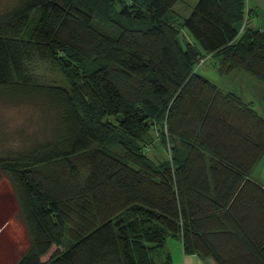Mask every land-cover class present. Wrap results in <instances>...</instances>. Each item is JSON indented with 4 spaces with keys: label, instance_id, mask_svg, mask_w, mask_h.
<instances>
[{
    "label": "trees",
    "instance_id": "16d2710c",
    "mask_svg": "<svg viewBox=\"0 0 264 264\" xmlns=\"http://www.w3.org/2000/svg\"><path fill=\"white\" fill-rule=\"evenodd\" d=\"M177 1L0 12V93L55 116L0 152L29 236L14 264H175L156 259L168 236L218 264H264V186L250 176L264 115L196 69L207 57L264 83V30L247 0H197L178 22Z\"/></svg>",
    "mask_w": 264,
    "mask_h": 264
},
{
    "label": "rangeland",
    "instance_id": "374dc122",
    "mask_svg": "<svg viewBox=\"0 0 264 264\" xmlns=\"http://www.w3.org/2000/svg\"><path fill=\"white\" fill-rule=\"evenodd\" d=\"M15 1L0 0V12L11 7ZM196 1L178 0L169 11V14L173 15L178 22L190 12ZM247 5L252 12L250 24L259 26L264 30V0H247ZM135 25L144 26L146 22L139 21ZM183 32L188 34L186 29ZM210 62L211 60L207 57L201 59L199 65L197 64L200 67L197 69L196 66L197 71L205 74L211 81L226 90L237 92L246 99L251 97L252 106L259 112L264 111V103L260 98V94L264 91V83L240 68L229 73H221ZM41 104L42 102L14 99L0 93V152L26 148L34 138L48 134L45 133V130L49 129L55 116L50 108ZM156 142L158 146L152 148V151L164 152L160 142ZM250 176L264 186V153L254 165ZM60 247L62 246L53 245L45 257H48L55 249ZM168 251L173 262L178 263L182 252L179 241L175 237L168 236L163 248L159 252H155L157 262L161 261Z\"/></svg>",
    "mask_w": 264,
    "mask_h": 264
},
{
    "label": "crops",
    "instance_id": "0c3cea01",
    "mask_svg": "<svg viewBox=\"0 0 264 264\" xmlns=\"http://www.w3.org/2000/svg\"><path fill=\"white\" fill-rule=\"evenodd\" d=\"M199 67L197 66V69ZM215 84L219 86L217 83ZM241 97L245 102L252 103L251 97L249 99H246L243 95ZM259 113L264 115V111ZM178 241L182 253L176 264H218L211 256L203 257L194 252L183 251L181 242L179 239ZM28 245V232L20 215L18 201L11 181L0 171V264H14ZM45 255L42 256L43 259L49 257H45Z\"/></svg>",
    "mask_w": 264,
    "mask_h": 264
}]
</instances>
